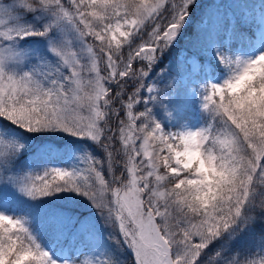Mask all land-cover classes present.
I'll list each match as a JSON object with an SVG mask.
<instances>
[{
	"label": "snow or ice",
	"instance_id": "obj_1",
	"mask_svg": "<svg viewBox=\"0 0 264 264\" xmlns=\"http://www.w3.org/2000/svg\"><path fill=\"white\" fill-rule=\"evenodd\" d=\"M193 3L0 0V184L84 197L129 253L62 264H264V52L217 51L227 75L202 87L196 129L166 130L150 107L162 91L151 74ZM54 132L83 142L67 148L74 165L48 166L62 155L52 146L35 154L39 170L24 165L28 140ZM69 223L57 212L42 227L64 238ZM81 235L96 238L94 225ZM0 264L61 261L28 217L0 211Z\"/></svg>",
	"mask_w": 264,
	"mask_h": 264
},
{
	"label": "trees",
	"instance_id": "obj_2",
	"mask_svg": "<svg viewBox=\"0 0 264 264\" xmlns=\"http://www.w3.org/2000/svg\"><path fill=\"white\" fill-rule=\"evenodd\" d=\"M197 1L198 0H195L194 4L197 5V3H199L196 11L198 12L199 10L200 18L197 20V13L191 16L189 27L182 33V35L186 33L188 37L182 41L185 42V48L188 51L192 52L197 50L200 54L207 48L208 41L214 43L217 42L215 54H202V56L209 60L212 66L219 72H223L225 67L220 63L216 53L220 50L230 54L232 47L230 46L229 48V46H226L222 39L218 38L216 33H219L220 29H222V27L228 22L226 12L229 10L235 13L243 4L252 6V4L256 2H264V0H221L220 3L214 5H211L212 3L210 0H206L205 2L204 0ZM220 4H222L221 7ZM235 19L236 22H238L239 19ZM236 25L239 30L241 29L249 34L253 33L249 21L243 25H240L239 23H236ZM212 38L213 40H211ZM179 42H181V39L178 40V43ZM176 43L177 41L174 42V44ZM233 46L236 45L234 44ZM186 66L187 64L184 60L177 57L173 59V63L167 66L166 72L163 76L164 78L160 81V84L161 90L164 88L167 90L174 89L175 93L172 96L161 93L160 102L150 105L153 109V115L162 123L166 130H168V128L176 130L183 122L188 121L191 118L190 112L188 111L190 101L189 87L179 86L178 81V76L186 71ZM162 113H164L166 121L162 119ZM205 117L206 116H203L202 120L205 119ZM58 133L59 132H54L32 136L28 140L27 151L24 152V154L36 160L35 154L38 153L43 146H52L57 148L62 155L52 157L48 161V164L55 162L60 163L61 167L73 166L77 158L75 157L74 152L68 153L67 148L70 145H73L76 141L72 140V138L64 139V137L59 136ZM13 134L21 135L19 132ZM21 138H23V136H21ZM90 149L91 150L89 151L99 154V149L95 147H91ZM60 194L62 193L36 199L27 196V198H22L21 201H13L16 208V212L13 215L26 216L29 219V223L35 221L42 224L44 218L50 214H55L57 212L67 213L70 217V223L68 225V232L70 235L66 237L74 235L78 241L86 244V251L80 253L75 259L88 258L93 254L94 250H98V253H94V255H100L107 251L114 252L117 257L121 258L129 255L126 250L119 251L117 246L108 238L109 229L104 225L102 217H99L97 218L98 220H96L95 215L98 212L89 201L82 196H77L75 193H67L68 196L65 197H61ZM98 215L100 214L98 213ZM89 222L94 225L96 238H88L81 235V230L86 227ZM45 230L47 233L53 235V233L46 228ZM248 250L255 252L257 251V248L254 244H250Z\"/></svg>",
	"mask_w": 264,
	"mask_h": 264
},
{
	"label": "rangeland",
	"instance_id": "obj_3",
	"mask_svg": "<svg viewBox=\"0 0 264 264\" xmlns=\"http://www.w3.org/2000/svg\"><path fill=\"white\" fill-rule=\"evenodd\" d=\"M195 1V0H194ZM198 0L197 2H199ZM206 0H204L205 2ZM211 5L220 3L221 0H210ZM196 2V3H197ZM203 2V3H204ZM198 4H192L190 6V10L188 15L185 18V23L181 29L180 35L176 38L177 43L174 44L173 48H171L168 52H166L158 62V67H156L151 74L152 77L155 78V82L158 83L160 89L161 84L160 81L164 78V73L160 74L159 77L156 74L159 72L161 68H167L168 65L173 63V59L175 57L184 60L187 64L186 71L178 76L179 86H188L190 90V101L188 106V111L190 112V119L188 121L183 122L180 127L176 130H183L185 128L188 129H196L202 126L204 119L203 116H206V113L203 112L201 107V91L202 87L205 85H209L211 83H219L221 82L225 76L227 75L226 71L223 73H219L209 62V60L205 59L202 54H215L216 44L217 42L208 41L207 48L202 51V53H198L197 50L192 52L188 51L185 48V42L182 40L187 39L188 35L182 33L187 30L189 27V20L191 16L197 13V20L200 18L199 10L198 12ZM222 4H220L221 7ZM252 7V8H251ZM226 15L228 17V23L220 29L218 38H221L225 41L226 44H231L237 42L238 46L236 47L235 55L244 58H252L258 55L261 52H264V2L256 3L252 6L242 5L238 8V11L233 13L232 11H227ZM235 16L239 17V22L245 23L247 20H251L253 18V28L254 35L250 36L246 32L238 33V29L235 28ZM203 23V21H202ZM186 24V25H185ZM181 39V42L178 43V40ZM213 40V38L211 39ZM178 45V46H177ZM162 94L170 96L174 95V89H162ZM166 99V98H165ZM162 110V108L160 107ZM161 117L164 121L165 115L161 114ZM169 131H176L171 128H168ZM59 136H63L64 139L72 138V140L76 142H80V138L70 136L66 133L59 132ZM62 138V137H60ZM84 147H87L88 151L91 150V147H95L92 145L91 141H87L86 144H83ZM96 148V147H95ZM75 157L77 158L76 153ZM24 165L30 167L32 170H39L44 165L39 161L30 158L29 156L23 153L22 157ZM51 167H61L60 163H52L48 164ZM61 197L68 196L67 193L60 194ZM22 198H27L26 195L19 192L13 185L0 184V211H4L7 214L13 215L16 212L15 204L13 201H21ZM96 213V212H94ZM101 217L96 213L95 218ZM92 219V218H91ZM94 220V219H93ZM29 227L33 231V233L37 236L40 243H42L43 247L57 260L61 261V264L64 260H72L80 253L86 251V244L83 242H79L74 235L64 238H58L56 235H48L46 236L45 228L42 227L41 223L33 222L29 223ZM120 251V250H119ZM97 254L98 250H94L93 254ZM89 258V257H88Z\"/></svg>",
	"mask_w": 264,
	"mask_h": 264
}]
</instances>
